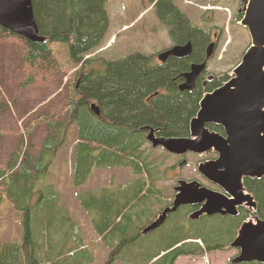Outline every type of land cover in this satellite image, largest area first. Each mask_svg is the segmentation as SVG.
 <instances>
[{
    "label": "trees",
    "instance_id": "1",
    "mask_svg": "<svg viewBox=\"0 0 264 264\" xmlns=\"http://www.w3.org/2000/svg\"><path fill=\"white\" fill-rule=\"evenodd\" d=\"M106 3L32 0L43 42L30 41L0 26V44H6L8 53L15 56L6 64L0 47V77L5 76V81L0 80V202L4 198L12 202L22 226L21 240L0 239V264L92 261L90 253L83 250L78 222L59 205L55 187L47 182L72 128L76 129L74 186L85 183L95 169L115 166L139 175L130 186L126 182L123 190L113 185L101 191L79 192L81 206L93 216L97 237L111 249L105 264H120L116 262L120 251L137 237L129 229L148 217L147 204L158 194L159 166L163 163L156 165L145 151L147 130L140 129L148 126L165 137L187 136L188 120L198 99L223 83L214 79L192 91L179 90L183 78L178 75L201 56L209 37L189 15L180 12L174 0H157V18L168 26L175 43L192 44L188 57L155 64L151 55L133 52L114 61L99 59L104 70L95 68L91 63L96 59L88 55L108 30ZM52 42L68 44L76 68L71 80L62 68L56 69ZM7 65L11 70L5 68ZM16 70L22 77L10 82ZM92 103L99 107L98 116L90 109ZM245 186L257 202L255 213L264 218V177L247 179ZM197 239L205 251L219 242L193 235L177 237L164 250L135 264H175L182 256H196L200 251Z\"/></svg>",
    "mask_w": 264,
    "mask_h": 264
},
{
    "label": "rangeland",
    "instance_id": "2",
    "mask_svg": "<svg viewBox=\"0 0 264 264\" xmlns=\"http://www.w3.org/2000/svg\"><path fill=\"white\" fill-rule=\"evenodd\" d=\"M209 1L211 2L212 0ZM238 1L239 0H233L231 2H235L238 6ZM186 2L185 0H180L178 4L188 13L193 9L191 15L195 19H198L202 11H208V5L215 3L208 4L205 0H200V3L196 1L197 4L195 0H193V3ZM222 6V10H219V13L223 12L224 15H226L223 22L224 29L222 28V36L218 39L217 48L208 63L207 69L211 74L215 75V80L224 83L230 78L232 69L239 63L241 56L250 43V38L244 27L240 26L238 23H234L230 19V6L225 4ZM106 10L109 16L108 30L101 43L88 55L89 59H96L91 65H94V67L100 71L104 70V65L99 59L114 61L133 52H142L153 57L157 51L167 47L171 43L167 29L159 23L155 9L150 5L148 0H107ZM4 43H7V41L4 40ZM49 45L54 53L56 69L59 67L62 68L66 73V79L71 80L76 68L72 65L70 60L68 44L52 42ZM0 47L5 51L3 60L7 64V61L13 59L15 56L11 52L8 53L9 48H7L8 46H6V44H0ZM37 63H40V61H37ZM8 65H10L9 62ZM8 65L5 68L11 70ZM86 69L89 70L88 68ZM26 72L28 73V71ZM13 73H15V75H12V80H10V82L16 81L22 77L20 70H16ZM8 75H11V73H8ZM24 76L25 75H23V77ZM0 80L5 81V76L0 77ZM77 80H80V78L78 77ZM75 146L76 129L72 128L62 149L57 153L47 182L55 187V192L59 195V205L63 208L65 207V211L68 212V215L78 222L79 234L82 237L81 242L84 243L83 250L89 252L92 258V261L86 264H105L111 249L105 247L104 244L100 242V237H97L94 223L92 222L93 216L85 206H81L79 192L88 190H94L95 192L101 191L104 188L114 187L113 185L123 190L124 188H122V186L126 182H128L130 186L139 175L136 173L134 174L129 168H118L115 166L95 169L91 171L85 183L76 187L71 181L73 177ZM145 146L148 147L145 151L150 153L151 157L155 159L156 165L163 162L159 166L161 170L160 175H163L165 169L171 165L178 164L180 161L168 155L162 148H152L149 143H145ZM185 159L187 160L186 165H183V168L176 167L172 171H168V177H178L179 175L181 179H196L203 183V180L200 179L195 172V164L198 162L199 158L197 156L188 155ZM201 159L207 160L213 158L202 156ZM176 172L177 175H174ZM170 181V179L164 181L163 175L158 185V190L161 187L163 191L164 183L168 184ZM162 191L159 190L158 195L153 197L154 201L151 199L152 202H150L149 205L147 204V207L150 209L148 211V217H142L140 221L135 222L138 224L139 229L156 214L159 208L164 206L170 198H172L171 191L170 194H168L167 191H165V193ZM92 212L95 213L94 211ZM181 215L182 218L175 213V215H171V217L159 228L145 235H137L134 242L128 245L126 244L127 246L120 251V259L116 262L120 264H135L138 259H145L151 253L164 250L172 240L181 236L188 237L189 235H193L195 237H208L210 239H219L223 242H226L230 238L229 225L224 226L218 219L212 218L210 220L189 223L186 222L183 217L186 213ZM183 225L189 229L188 232L182 229ZM0 239L10 242L22 239V226L20 224L18 212L8 198H4L0 202ZM124 239L121 240L123 241ZM198 245L200 251L196 256L180 257L175 264H227L228 258L234 254L233 250L212 253L204 251L203 246L199 243Z\"/></svg>",
    "mask_w": 264,
    "mask_h": 264
},
{
    "label": "water",
    "instance_id": "3",
    "mask_svg": "<svg viewBox=\"0 0 264 264\" xmlns=\"http://www.w3.org/2000/svg\"><path fill=\"white\" fill-rule=\"evenodd\" d=\"M240 2L243 7L238 10L242 13L239 25L247 30L250 43L232 69L231 78L200 99L198 111L189 122V137H156L154 129L141 128L148 129L146 139L153 147L161 146L169 153L217 151V158L198 162L197 170L222 191L202 186L197 180H180L174 188L176 194L171 207H166L144 227L142 235L161 226L167 215L181 205L202 203L199 210L189 215L190 220L203 214L234 216L237 206L242 204L256 208L257 202L246 191L243 178L264 177V0ZM0 26L30 41H44L38 35L32 0H0ZM213 48L214 44L210 43L206 59L212 56ZM190 53L191 43L187 42L173 46L158 57L164 61L169 56L185 57ZM205 67L206 62L192 64L179 90L191 91ZM91 109L98 113L95 104H91ZM212 123L220 125L224 134L210 131L206 125ZM229 247L240 250L231 263L264 262V220L244 221Z\"/></svg>",
    "mask_w": 264,
    "mask_h": 264
},
{
    "label": "flooded vegetation",
    "instance_id": "4",
    "mask_svg": "<svg viewBox=\"0 0 264 264\" xmlns=\"http://www.w3.org/2000/svg\"><path fill=\"white\" fill-rule=\"evenodd\" d=\"M179 1L180 0H174V2L176 3V5L178 6V9L180 10V12L181 13L183 12L187 16L189 15L190 18H191V20H192V23L197 28L201 29L203 33L205 32L206 33V36L208 35V37H209V38L207 37L208 38L207 39V43H206L205 47H203V51H201V56L197 60H193L189 64V66H188V71H189L190 68H191V66H192V64H201L203 62H206L205 69L199 74V76L197 77L196 82H195V87L198 86V84H201L202 86H204L206 84V82L212 81V80L215 79V75L211 74L208 71L207 68H208V63L211 60V58H212V56H213V54L215 52V49L217 48L218 39L222 36L221 35L222 28L224 29L223 22L225 20L224 17H226V15H224L223 12L222 13H219V10H222V7H223L222 5H224V4L225 5H229L230 6L229 7V9H230V11H229V17H230V19L234 23H238L239 24V21L242 18V13H238V10H240L243 7V4L240 2V0L238 1V6H237V4L235 2H231L233 0H220V1H214V0H212L211 2L209 0H205V2H207L208 4H211L213 2H215L217 4L213 3L211 5H208L209 6L208 11H202L200 13L198 19H195L191 15V11L193 9H191L190 13H188L186 10H184V9H182L180 7L181 5L178 4ZM186 1H188V0H185V2ZM196 1L198 3H200V0H195V2ZM148 2H149V0H148ZM189 2H192L193 3V0H189L186 3H189ZM197 2H196V4H197ZM149 3L155 9V12H157V5H156L157 4V0H155L153 2H149ZM215 14H216V16H215ZM156 16H157V13H156ZM219 16H220V18H219ZM159 23H161V22L159 21ZM161 25H163L167 29V33H168V36H169V39H170L171 43L167 47H165V48L157 51V53H155L153 55V58H152L153 62L155 64H162V63H165V62H169L171 60H173V61L174 60L175 61L179 60L180 61V60H183L185 57H188L192 53V51H193L192 44H191V53L188 56H185V57L169 56L164 61H161L159 59L158 55L160 53L169 50L170 48H172L175 45H184V43H182V44L175 43L174 40L171 39V37L169 35V28H168V26L166 24H163V23H161ZM210 43H213L214 44L213 53H212V56L209 59H206L207 47L209 46ZM188 71H183L178 76L182 77L183 78V81H184V74L187 73ZM209 77H211V78H209ZM230 78H231V76H230ZM218 87H216V88H218ZM216 88H214V89H216ZM214 89H212L211 91H213ZM185 91H187V90H185ZM211 91H207V92H211ZM207 92H205V93H207ZM205 93H203V95ZM202 96L198 99V102L196 104V109L193 112V114H191L192 117L188 120V130H189V122L196 115V113L198 111V108H199V101L202 98ZM145 127H148V126H145ZM206 127L210 131L219 133L221 135L224 134V130H223V128L220 125H217V124H213L212 123V124H207ZM143 130H145V131L147 130L145 133L146 134L148 133V129L147 128H144ZM154 130H155V136L156 137H165V136L158 135L157 134L158 131L156 129H154ZM183 137H189V132H188V135L187 136H183ZM166 138H169V137H166ZM145 139H146V135H145ZM146 141H147L146 143H149L151 145V143L147 139H146ZM151 147L152 148H157L158 147V148L164 149L161 146L153 147L151 145ZM166 152H167L168 155L172 156L174 159L180 160L178 162V164L171 165L170 167H168L167 169H165V171L163 173V175H164V181L167 180V179H170L171 181L168 184H165L164 183V185H163V191H162L161 187L159 189L160 191H162L164 193H165V191H167L168 194H170V191H171L172 192V198H170V200L164 206H162L161 208H159L157 210L156 214H154L150 218V220L145 223V225H143L142 227H140V229H139V226H138L137 223H134L132 225V228L129 229V231L136 233V235H138V236L141 234L142 229L144 227H146L148 224H150L152 221H154V219L157 216V213L161 212L166 207H171V205H172V201H173L174 196L176 194L174 188L178 185V182L180 180H183V179H181V177L179 175H178V177L177 176L168 177V173H169L168 171H172L176 167L183 168L184 167L183 165H186V163H187V160L185 159V157H188V155L197 156L199 158L198 162L202 161V159H201L202 156H209V158H213V159L217 158V156H218V152L217 151H213V150L207 151V152H205L203 154H196V153H193V152H187V153H184L183 155H177V154L169 153L168 151H166ZM198 162L195 164V172H196L197 176H199V178L203 180V183L201 181H199L201 183V185L202 186H205V187H207L209 189H212L214 191H220L221 192L222 189L219 186H217L216 184H213V183L208 182L206 179H204L200 175V173H198V171H197V164H198ZM163 175H160V177L163 178ZM174 175H177V172L174 173ZM156 176L157 175L155 174V169H153L152 178H155ZM160 177L158 176V180H157L158 181V185H159V183L162 180V178H160ZM247 179L253 180V179H256V178H243V184H244V186H245V180H247ZM148 180H150V179H148ZM184 180H187V179H184ZM191 180H196V179H191ZM191 180H188V181H191ZM245 188H246V186H245ZM159 190H158V192H159ZM246 191H247V189H246ZM157 195H155V196H157ZM152 200L154 201V199H152ZM201 206H202V203L195 204V205H181V206H179L177 208L176 211L171 212V213H169L167 215V218H166L165 222L171 217V215H173V214L175 215V213H177V215H180L181 218H182V215L181 214L186 213V215L185 216L183 215V217H184V220H186V222H189V223H196L197 221H202V220H210L212 218L218 219L219 221H221L224 224V226L225 225H229L230 238L226 242H223L222 240H219V242H217L215 245H213L214 247L209 252H212V253L213 252H220L221 253V252H228L229 250H233L234 251V254L231 255L228 258V263L227 264H264V262H257V261L242 262V263H231L232 259L239 254L240 250L238 248H230L229 247L230 243L235 238L238 229L240 228V226L242 225V223L244 221H253V222H256V219H262V220H264V218L258 216L255 213L257 211V205H256V208L255 209H250L248 206H246L244 204L239 205V206H237V210H236L237 213L234 216L227 215V214L226 215L214 214V215H211V216H207L206 214H203V215H201L199 218H197L195 220H190L189 219V215L192 214L193 212L199 210L201 208ZM183 228L184 229H187L185 226ZM118 243H116V244H118ZM227 245H228V248H227ZM202 246L204 247V244L203 243H202Z\"/></svg>",
    "mask_w": 264,
    "mask_h": 264
},
{
    "label": "bare ground",
    "instance_id": "5",
    "mask_svg": "<svg viewBox=\"0 0 264 264\" xmlns=\"http://www.w3.org/2000/svg\"><path fill=\"white\" fill-rule=\"evenodd\" d=\"M35 22H36V21H35ZM36 25H37V24H36ZM2 28H3V27H2ZM37 28H38V27H37ZM4 29H5V28H4ZM6 30H7V29H6ZM8 31H9V30H8ZM10 32H12V31H10ZM13 33H14V32H13ZM17 35H18V34H17ZM38 35H39V31H38ZM39 36H40V37H43V36H41V35H39ZM43 39L45 40L44 37H43ZM34 42H39V41H34ZM42 42H43V41H42ZM92 104H95V103H92ZM95 105H96V104H95ZM96 106L98 107V105H96ZM90 109H91V104H90ZM91 111H92L95 115H97V116L99 115V107H98V113H97V114H96L92 109H91ZM159 213H160V212H159ZM159 213H157L156 218L158 217ZM156 218H155V219H156ZM155 219H154V220H155ZM164 222H165V221H164ZM164 222H163V223H164ZM163 223H162V224H163ZM148 225H149V224H148ZM158 228H159V227H158Z\"/></svg>",
    "mask_w": 264,
    "mask_h": 264
}]
</instances>
